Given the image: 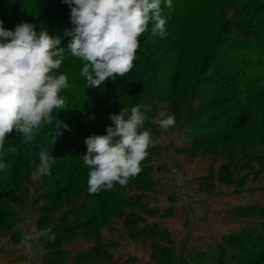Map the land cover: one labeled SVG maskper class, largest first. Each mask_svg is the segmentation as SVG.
Wrapping results in <instances>:
<instances>
[{
	"label": "rangeland",
	"instance_id": "obj_1",
	"mask_svg": "<svg viewBox=\"0 0 264 264\" xmlns=\"http://www.w3.org/2000/svg\"><path fill=\"white\" fill-rule=\"evenodd\" d=\"M219 2L221 5L229 4L226 17L230 20L233 19L234 10L246 6H264V0ZM218 3L215 1L212 5L218 6ZM19 6L21 9H18ZM161 8V15L166 19V35L152 37L150 22L149 31L138 37L139 47L131 70L115 80H105L110 85H101L103 91L98 92L101 103L92 109L108 116L110 113H119L122 107L130 109L136 104H148L151 107V111L146 113L142 130L149 131L152 143L147 149V157L140 162L141 171L136 176H130L126 184L114 183L110 190H104L105 198H112L111 202L117 203L111 207L115 212L108 213L111 220L94 231L92 226L80 229L55 245L57 233H61L59 224L62 216L83 205L82 195L78 198L71 194L62 197L46 217L49 220L47 224L42 225L41 221L46 216L42 209L51 204L45 199L46 194L58 196L65 183L58 187L53 184L46 187L50 183L46 181L49 175L39 180L29 175L25 181L17 180L16 184L6 174L0 177V264H236V255L243 252L235 245L236 241L245 244L248 249L245 254L253 258L251 264H264V256L259 258V254L252 255L257 248L264 250V242L254 247L251 246L253 242H250V238H254V234L258 235V231L264 228V166L257 163L258 158L264 157V36L257 43L261 47L254 50L257 54L252 52L253 43L241 42V49L227 45L222 47L218 61L214 67L211 66L216 73L210 75L207 62L209 54L205 50L202 52L203 42L198 44L200 53H189L188 58H184L185 54L173 51V48L179 49L186 43V24L176 26L175 7L164 9L166 7L162 3ZM204 9L206 11L207 6ZM69 13L68 5L60 0H0V20L5 29L12 30L22 22L32 23L37 31L45 28L49 36L63 37L60 47H66L70 39L64 36L65 29L74 27ZM171 15L175 17L173 21ZM255 18L256 24L264 26V16ZM57 21L59 23L55 24ZM197 32L200 35L198 40L208 33L203 28ZM246 32L236 31L233 34L242 35ZM250 37L255 39L249 38L251 42L258 39L256 35ZM218 38L221 40V32H218ZM158 42L173 43L166 51L165 48L160 49ZM183 63L185 67L179 74L177 68ZM231 64L234 69L230 74L231 79L227 80L226 71ZM81 68L82 63L78 58L65 54L59 69L54 70L55 74H66L70 84L59 94L66 99L65 109L56 114L54 109L52 125L41 128L34 136V139H38L47 135L50 141L55 137L52 144L49 142L48 148L54 158L51 170L55 173L56 182L68 175V169L76 166L77 160H82L86 151L83 139L91 134H105V126L111 124L108 119L100 124L102 128L89 131H79L77 128L78 135L75 137L71 130H65V125L72 129L77 125L73 110L84 100L78 98L70 104V98L84 93L88 95L87 102L90 104L97 94L98 88H87L89 86L85 78L80 76ZM75 75L79 78H75ZM221 78L229 81L230 85L222 82ZM71 84H75V87ZM71 87L78 89L73 90ZM177 87L178 90L182 88L179 92L181 101L178 110L174 111L170 97ZM212 92H216V95H210ZM115 95L120 100L118 104L112 100ZM229 96H234L235 101L231 102ZM199 98L210 101L212 109L202 111L201 119H192L193 115L201 112L197 101ZM245 98L252 103V108L245 105ZM161 111L175 116V124L164 131L157 124ZM241 111H247V124L241 139L235 144L232 136L237 134L228 129L227 123L232 118H240ZM104 116H97V121ZM83 117L88 116L85 114ZM203 124H206L204 130L211 134L205 138L212 145L194 150L190 147L192 139L202 134L196 127ZM214 124H220L221 127L214 128ZM78 136H81L80 141ZM7 138L9 133L5 141ZM223 141L225 144L218 147L217 144ZM7 164L8 173L12 174L15 161L10 160ZM86 171L89 172V169ZM145 199L156 201L155 206L160 207L168 200L178 202L187 220L186 228L175 235V241L172 242L165 232L159 235L140 234L125 225L130 222L129 219L124 220L126 217L132 222L135 219L140 221L137 213L140 212L139 206L145 209L141 202ZM98 206L104 207V202L100 201ZM164 223H167L166 220ZM110 224L115 225L113 230L101 235V230ZM171 226L176 227L175 223ZM199 227L203 229L199 230ZM210 228L220 231L216 234L226 235L210 236L208 234L212 231H207ZM45 229H50L48 235L54 234L55 238L36 235ZM123 230L130 233V238L126 234L128 239H138L140 242L129 243ZM240 234L243 235L241 238L238 237ZM29 235L31 239L26 238ZM215 239L216 243L209 246ZM148 240L152 243L147 244Z\"/></svg>",
	"mask_w": 264,
	"mask_h": 264
},
{
	"label": "clouds",
	"instance_id": "obj_2",
	"mask_svg": "<svg viewBox=\"0 0 264 264\" xmlns=\"http://www.w3.org/2000/svg\"><path fill=\"white\" fill-rule=\"evenodd\" d=\"M70 9L74 27L65 29L70 37L66 47H60L61 36H49L45 28L36 30L32 23L22 22L8 30L0 22V149L6 134H19L22 142L30 143L43 127L52 125L55 114L65 109L66 99L59 95L70 87L66 74H55L65 54L82 63L80 76L89 87L115 80L131 70L140 35L149 31L152 37L166 35L164 7L172 0H61ZM148 104L122 107L109 114L110 125L105 134H91L83 139L86 151L83 164L89 169L87 191L90 194L110 190L114 183L124 185L130 176L141 171L140 162L148 155L152 143L149 131L142 130ZM157 124L162 131L175 124V116L161 111ZM65 130L70 131L67 125ZM55 137L51 139L53 143ZM9 151L13 150L11 147ZM32 177L39 180L51 174L53 156L48 147L37 153ZM6 168L0 158V171ZM50 229L37 233L49 239ZM31 239L29 235L26 237Z\"/></svg>",
	"mask_w": 264,
	"mask_h": 264
},
{
	"label": "trees",
	"instance_id": "obj_3",
	"mask_svg": "<svg viewBox=\"0 0 264 264\" xmlns=\"http://www.w3.org/2000/svg\"><path fill=\"white\" fill-rule=\"evenodd\" d=\"M215 1L216 3H218L221 0H214V1H210V0H172V7H175L176 13H177L176 14V18H177L176 26L178 25L183 26L184 24H186V30H185L186 35L184 36V40L186 41V43L182 44L181 48L179 49L173 48V51L178 52L179 54H185L184 58H188L189 53H194V54L200 53L201 49H199L200 47L198 44L200 42H203L204 48L202 49V52H204L205 50L206 54H209L207 62L209 66L208 69H210V72H211L210 75H213L216 73V70L213 69L212 67H214V64L218 61L219 56L222 54L219 51L222 47L227 45V46H234V47L236 46L240 48L241 42H247L249 44L253 43L255 48L253 47L252 52L253 54H257V52L254 50L257 47L258 49L261 47L259 45L257 46V43L259 44L260 42L258 40H260L261 37L264 36V26H260L256 24V22H254V20L256 19L255 17L264 16V14H262V11H263L262 8H264V6H260V5H257L255 7L249 6L248 8L246 6V7L240 8L239 10H234L235 14L232 17L233 19L230 20L228 19V17H226V14H229V11L227 10L229 7V4L221 5L219 2L218 6L212 5V3H214ZM204 6H207L206 11L204 9ZM233 7L236 8L235 4H233ZM171 8H164V9H171ZM18 9H21V6H19ZM18 9L16 10L17 12L19 11ZM220 13H222V15H220ZM172 16L173 15H171L170 18H172ZM14 18L16 19L15 15H14ZM174 18H172L171 20L173 21ZM16 21H19V20L16 19ZM60 21L61 19H59V22ZM0 22H2V20H0ZM59 22L57 21L55 22V24ZM2 26H3V23H2ZM201 28L205 29L208 33L203 34V36L201 34L202 36L201 40H198V36L200 35L197 32V30ZM243 30L247 32L242 35L233 34L236 31L240 32ZM175 31H172V33H175ZM218 32H221V40H219L218 38ZM254 35L258 37V39H256L257 41H255L256 43L248 40L249 38L252 40H255L254 38L250 37ZM190 40H194V42L193 41L190 42ZM172 43L173 42H160L158 45L160 49L165 48V50L168 51L171 48ZM184 67L185 66L183 63V65L177 68L179 74L181 73ZM233 69H234V65L232 64L229 65V68L226 71L227 80L231 79L230 74L233 73ZM75 78H79V77L75 75ZM227 80L225 81V79L224 80L222 79V82L224 81L225 84L230 85L228 84L229 81ZM210 83H213V82H210ZM71 85L75 87L74 86L75 84L74 85L71 84ZM102 85L109 86L110 84L109 82L104 81ZM219 87L221 86L219 85ZM95 88H98L97 94H95L96 96L90 102V104H88L89 102L88 95H85L84 93L82 96L80 94L79 97L75 95V97L70 98L69 100L70 101L69 103L72 104L76 102L78 98L81 101L82 99H84L82 104L81 105L78 104L73 110L74 117L75 119H77L75 120L77 121V125L75 124L74 129H72V127L70 128L71 132L73 133L72 135H74L73 137L78 135L77 128L79 131H83V130L89 131L92 129L102 128L103 126H101L100 124L103 121L109 119V115L104 116L105 113H103L102 111L95 112L94 110H92L94 109L96 105L101 103L99 101V97H100L101 91H103L102 86L95 87ZM72 89L75 90V89H78V87L72 88ZM181 89L178 90V87H177L175 92L173 89H171V92H174L173 96L170 97L172 98V103L174 105L173 106L174 111H177L178 108L180 107L181 100H180L179 92ZM177 91H178V94H177ZM225 93H229V92L225 91ZM206 95H208V93ZM210 95H216V92H212ZM232 97L233 98L231 97L229 98L231 102L235 101L234 96ZM112 100H114L115 104L120 103V100L118 99L116 95L112 96ZM197 101L199 103L198 107H200L201 112L193 115L192 119H201L203 117L202 111H208L212 109L210 106L211 104L210 101L203 100L202 98H199ZM244 101L247 102L245 104L246 106L251 107L252 103L249 100H247V98H245ZM111 103L113 104V102ZM251 108L249 109V111H251ZM246 112L247 111H241L240 118H232V120H230L227 123L228 129L232 133L237 134V135L232 136V139L234 140L233 143L235 144L236 142H239V140L241 139V136L243 135V131L245 130V127L247 124ZM85 114H87L88 117L84 118L83 116ZM101 115L104 117H102L101 119L97 121L98 118L96 117L97 116L100 117ZM95 121H97L98 123H95ZM205 125L203 124L200 127H196L197 128L196 130L200 131L202 134L201 136L195 135L193 137L192 144L190 147L194 150L206 147L208 145H212V143H209L207 141V138H205V136L211 135L207 133L206 130H204L206 129ZM213 126L214 128L221 127L220 124H214ZM79 137L81 136H78L77 139L80 141ZM74 140H76V138ZM49 142H50V138L47 135H43L41 136V138L33 139V141L30 143H24L22 142V138L19 137V134L16 133L15 130H13V132L9 133V138H7V140L5 141L4 148L0 149V158H2L6 163V168L3 171H0V177H4L6 174L7 176L10 175L12 179L11 178L9 179L15 182L16 184H17V180L19 179H22L25 181L26 179L25 177L31 175V173L34 171L35 163L38 162V159L36 158L38 151L40 150L41 147H48ZM224 144L225 142L223 141V142L218 143L217 145L218 147H220L221 145H224ZM10 147L13 150L9 151L8 149ZM15 151H17V155H15ZM10 160H14L16 164L13 168L12 174L8 173L9 168L7 167L8 165L7 163ZM75 163H76V166H71L68 169L67 171L68 175L63 176L62 181L60 180L56 182L54 180L55 173H53L52 170H51V175H49L46 178V181L50 182L49 184H46V187L52 184L53 186L58 187L61 183H65V186L60 189L58 196H51V195L46 194L45 199L47 201H50L51 204L44 206L42 209L43 213H45L46 215L41 221L42 225L47 224L49 220L46 217H48L49 212H51L55 204L59 200H61L62 197H64L65 195H70V194L72 195V197H76V198L80 197V195H82L83 197L82 206L77 207L70 214L68 213L66 216L65 215L62 216L63 218L61 219V222L59 224L61 228L60 230L61 233L59 234L57 233V239L55 240V243H56L55 245H59L61 242L69 238L74 232H77L80 229L92 226L93 231H94L96 228L100 227V225H102L104 222L105 223L109 222L111 219L109 218L108 213L110 211L115 212V209L111 207H114L117 205L116 202H111L112 198H108V199L105 198L104 190H101L94 194H90L87 191V180H86V178L88 179V177H86L87 176L86 172H88L86 170L88 167L83 168V165H84L83 160H77ZM257 163H259V166L261 167L264 166V157L258 158ZM100 201L104 202V207L102 208H99L98 206ZM112 220H114V218ZM258 232H259L258 233L259 236L257 234H254V238H250V242H253V244L251 245L253 247L257 243H258L257 245H259L261 242L262 243L264 242V228L260 229V231ZM242 236H243L242 234L238 235L239 238H241ZM242 239L244 240L245 238H242ZM235 245H237V247L241 248L243 251L242 253H239L236 255V258H235L237 261L236 264H251V261L253 258L252 256H247L245 254L246 251L248 250L246 249L245 244L243 242L240 243L239 241H236ZM258 254H259V258L261 256H264V250H259L257 248L254 250V254L252 255L254 256Z\"/></svg>",
	"mask_w": 264,
	"mask_h": 264
},
{
	"label": "crops",
	"instance_id": "obj_4",
	"mask_svg": "<svg viewBox=\"0 0 264 264\" xmlns=\"http://www.w3.org/2000/svg\"><path fill=\"white\" fill-rule=\"evenodd\" d=\"M168 197V196H167ZM135 197H133L134 199ZM142 203H144L145 205V209L142 210L141 209V206H139L140 208V212L137 213V216L138 218L140 219V221H137L135 219L134 222H132V219H130L129 217H126L124 220H130L129 223H126L125 225H127V227L130 228V230L132 229H135L136 231H139L140 234H155V235H159V234H162V233H166L169 235L170 237V240L173 242L175 241L174 240V237L175 235H177L180 231L184 230L186 228V216L184 214V212H181L180 210V206L178 205V202L177 201H167V203H165L164 206L160 207V205L158 206H155V203L156 201L154 202L153 200H144V201H141ZM150 204H153L154 207H151ZM146 206H148L146 208ZM160 216L164 217V218H161ZM137 218V217H136ZM164 220V221H163ZM166 220L167 223H164ZM208 222V220H207ZM175 223V226L176 227H172L171 224H174ZM133 226H132V225ZM124 225V226H125ZM115 225H112L110 224L108 227L104 228L103 230H101L100 234L102 235V233L104 234L105 232H108L110 230H113ZM199 230L203 229V228H198ZM208 233L210 231V234L208 235H214L216 234V232H220V231H215L213 229H207ZM214 231V232H213ZM123 233L124 236L127 238L126 234H130L127 230H123ZM223 235H226V234H216V236H223ZM142 236V235H141ZM215 236V235H214ZM213 236V237H214ZM129 237V235H128ZM130 238V237H129ZM142 239V238H141ZM128 242H140V240H136V239H128ZM216 240L215 239L214 241H212L211 243H209V246H213L215 243H216ZM147 244H151L152 241L151 240H148L146 241ZM105 245H107V242L105 243ZM208 245V244H207ZM205 246V245H203ZM198 249H203V248H197L196 250ZM208 249V248H207ZM132 263V262H130ZM146 264H150V263H146Z\"/></svg>",
	"mask_w": 264,
	"mask_h": 264
}]
</instances>
